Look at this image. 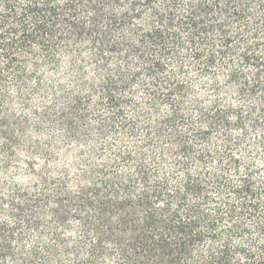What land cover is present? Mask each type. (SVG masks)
<instances>
[{"label": "trees", "instance_id": "1", "mask_svg": "<svg viewBox=\"0 0 264 264\" xmlns=\"http://www.w3.org/2000/svg\"><path fill=\"white\" fill-rule=\"evenodd\" d=\"M264 0H0V264H264Z\"/></svg>", "mask_w": 264, "mask_h": 264}, {"label": "rangeland", "instance_id": "2", "mask_svg": "<svg viewBox=\"0 0 264 264\" xmlns=\"http://www.w3.org/2000/svg\"><path fill=\"white\" fill-rule=\"evenodd\" d=\"M264 169V168H263Z\"/></svg>", "mask_w": 264, "mask_h": 264}]
</instances>
